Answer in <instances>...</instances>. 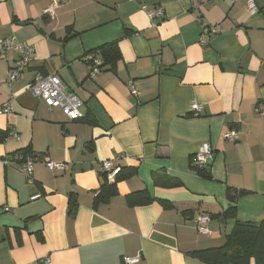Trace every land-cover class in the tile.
Segmentation results:
<instances>
[{"label": "crops", "instance_id": "crops-1", "mask_svg": "<svg viewBox=\"0 0 264 264\" xmlns=\"http://www.w3.org/2000/svg\"><path fill=\"white\" fill-rule=\"evenodd\" d=\"M252 1L255 15L246 0H62L48 18V0H0V40L35 49L12 83L18 54L0 58V107H12L0 134L19 136L0 142V264H206L190 254L221 246L231 231L233 219L212 218L228 208L227 189L238 193L237 221H264V0ZM154 8L164 18L152 26L146 11ZM116 41L115 73L90 78V52ZM36 73L56 74L81 100L82 118L32 97ZM230 130L234 142L222 139ZM204 142L211 180L191 168ZM25 149L41 158L30 180L19 161L2 164ZM108 160L132 172L93 208ZM47 162L66 169L49 171ZM143 191L154 201L128 203ZM201 213L211 217L205 235L194 229Z\"/></svg>", "mask_w": 264, "mask_h": 264}, {"label": "built area", "instance_id": "built-area-1", "mask_svg": "<svg viewBox=\"0 0 264 264\" xmlns=\"http://www.w3.org/2000/svg\"><path fill=\"white\" fill-rule=\"evenodd\" d=\"M62 0H48V5L44 10V15L48 18H53L55 12L60 8ZM247 11L251 15L258 13V8L252 0H246ZM144 9V7H143ZM146 16L152 23V26L156 24V19L164 18V11L161 8H154L146 11ZM208 33L212 35H217L220 30L214 26L208 28ZM201 45H205L204 40H200ZM9 53L18 54L17 59L14 64L10 67L8 72V83L16 81L26 68L29 63L35 58V49L32 45L28 43H18L14 39H1L0 40V58L5 57ZM87 63L90 62L89 67V77L93 78L99 71L97 66L99 61L95 59V55L91 54L90 57L86 58ZM129 92L131 95H136V91L133 89L131 83L127 84ZM28 92L34 98L41 100L49 109H59L65 116L71 120L76 121L82 118L80 108L82 107V102L74 94L69 93L64 88L60 78L56 74L43 75L36 73L33 77L31 84L28 87ZM191 110L194 115H198L200 112V107L198 104H192ZM12 111V107L8 104H4L0 107V116L8 114ZM9 138L13 140H18L19 136L16 133L10 132ZM222 139L225 141L234 142L237 140V133L234 131H227L223 134ZM212 150L209 143L204 142L200 144L197 152L191 158V166L193 170L204 169L208 166L209 161L212 159ZM116 158V157H115ZM40 156L33 158L32 156H6L2 160L3 165H9L12 160L19 161L18 171L27 179L30 180L33 164L35 161H39ZM45 167L49 171L63 172L65 171V165L63 163H45ZM120 168L114 167L111 160L105 161L100 166V172L106 174V179L108 182H113L119 173ZM39 195L34 196L32 199L38 198ZM6 211L8 209H5ZM209 218L206 216H197L194 218V229L199 234H207L208 227L207 224ZM137 261V258L130 259L125 258V264H132ZM35 264H52L47 258H42L38 260Z\"/></svg>", "mask_w": 264, "mask_h": 264}, {"label": "trees", "instance_id": "trees-1", "mask_svg": "<svg viewBox=\"0 0 264 264\" xmlns=\"http://www.w3.org/2000/svg\"><path fill=\"white\" fill-rule=\"evenodd\" d=\"M69 33V32H68ZM127 35V33H126ZM70 36H66V40ZM94 55L97 53L99 56V65L97 69L100 72L107 69L110 72L115 73L117 64L121 61V54L118 48V42H110L100 46L98 49L90 52ZM90 65V62H88ZM9 131L5 134H0V142L6 141L9 138ZM21 153V156L38 157L31 152V149H25ZM208 167V166H207ZM192 170L200 177L211 180L208 173V168ZM132 170L127 168L120 169L115 180L111 183L106 179L105 173H100L101 184L97 192L94 194L92 207L95 208L101 203H106L108 199L117 194L116 182L124 179L131 174ZM244 194V192H240ZM238 193H233L230 189H227L226 197L229 201V206L221 215L212 218L233 219L234 224L231 231L224 236L223 244L216 248H209L205 250H198L192 252L190 255L206 264H264V221L258 223L240 222L236 220V197ZM139 199V200H138ZM154 201L153 198L147 195L145 191L133 193L128 196V203L135 205L141 203V205L148 204ZM163 208L170 209L173 206L165 201H158ZM70 207L73 209L76 207V200L74 196H70ZM197 216H206L211 219L207 214H198ZM195 216V217H197Z\"/></svg>", "mask_w": 264, "mask_h": 264}, {"label": "water", "instance_id": "water-1", "mask_svg": "<svg viewBox=\"0 0 264 264\" xmlns=\"http://www.w3.org/2000/svg\"><path fill=\"white\" fill-rule=\"evenodd\" d=\"M222 221V220H221Z\"/></svg>", "mask_w": 264, "mask_h": 264}]
</instances>
